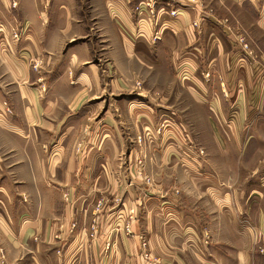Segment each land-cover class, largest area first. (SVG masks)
I'll return each mask as SVG.
<instances>
[{"label":"crops","instance_id":"0c3cea01","mask_svg":"<svg viewBox=\"0 0 264 264\" xmlns=\"http://www.w3.org/2000/svg\"><path fill=\"white\" fill-rule=\"evenodd\" d=\"M87 1L85 7L81 0H21L22 34L18 41L8 34L2 40L10 50L0 49V111L8 106L12 113L0 117V250L6 254L0 264H61L60 251L71 264L72 245L84 233L73 242L67 228L57 231L58 219L45 216L48 203L36 191H47L45 200L52 190H148L132 180L137 157L146 158L160 186L137 208L132 233L114 236L131 260L125 264H133L143 239L161 258L153 264H264V156L255 151L256 165L236 167L237 180L218 177L189 135L179 128L155 132L161 110L154 106L179 105L181 91L196 98L195 85L181 78L195 79L189 64L201 54L219 62L225 82L233 77L228 62L238 68L236 76L250 63L245 74L253 76L264 63V0L196 1L175 18L161 13L160 23L167 22L156 40L151 22L133 15L134 0ZM212 5L219 23L210 17ZM199 18L204 24L198 35L193 22ZM237 35L249 39L250 52H243ZM181 60L182 73L175 69ZM257 71L262 74L264 66ZM136 78L146 83L144 91H136ZM153 90L170 92V101ZM132 123L150 131L142 145L130 133ZM175 123L172 118L173 128ZM176 187L181 197L173 194ZM14 199L16 206L30 207L23 222L9 208ZM114 217L109 215V225Z\"/></svg>","mask_w":264,"mask_h":264},{"label":"rangeland","instance_id":"374dc122","mask_svg":"<svg viewBox=\"0 0 264 264\" xmlns=\"http://www.w3.org/2000/svg\"><path fill=\"white\" fill-rule=\"evenodd\" d=\"M169 1L172 2V0ZM179 1H173L172 3L165 2L166 5H161V0H134L133 15L136 18L148 19L153 25L155 33L153 37L159 35L160 38L163 36V28L166 26V24H163L167 22L166 20L162 24L160 23L162 22L159 18L161 13L175 18L179 14L180 8L189 7V5L195 6L192 2L194 0H186L185 6H183V0ZM196 1L205 6L204 0ZM20 3L21 0H0V41L3 38H5V41L7 40L6 34H8L7 36L10 39L13 37V40H19L22 34L17 26L18 21H20L18 13ZM82 3H84L85 7L89 5V1L87 0H81ZM149 4H151V7H149ZM139 7L142 9L141 13L138 10ZM195 8L197 9V7ZM211 8L213 12L210 15L211 19L219 23L220 13L215 7L213 8V5ZM174 10L178 12L176 16L171 15V11ZM199 11H201L200 8L195 12L198 13ZM194 22L196 26H193L199 35L204 21L200 19ZM236 37L237 43L243 52H250L249 39L241 35H237ZM5 41H2L4 44H0V49L8 53L10 44ZM231 45L235 47L234 43H231ZM195 58V61L191 62V67L188 63L189 72H191V76L195 74V79L181 78V82L188 83L191 86L192 84L195 85L198 92L195 93L196 98L194 99L191 94L181 91L179 105H154L158 110H161L160 114L159 112L157 114L159 120L155 132L166 133L171 132V129L179 128L183 134L190 136L192 139L191 144L200 151L201 157L207 158L216 176L221 177L222 174V176H226L229 180H237L236 167L256 165L257 159L256 157H252V153H256L255 151L259 152L258 155L261 160H263L262 156H264V72L259 74L257 71L264 66V63L255 69L256 72L253 76L250 74V63H247L244 68H240L239 71L242 73L236 76L238 68H233L234 64L228 62V73L232 72L233 77H229L228 74V78H226L227 82H225V78L220 76L222 72L219 62H207L203 60V54L195 56ZM38 62L31 63L33 69L39 70L40 61ZM240 63L245 64L241 59ZM37 64L38 67L36 69L34 67ZM183 68L184 64L182 60L175 63L176 71L182 73L181 70ZM248 70L250 71V76L247 77L245 72ZM3 76H0V78H3ZM134 82L136 91H144L147 88L146 83L141 78H136ZM237 87L239 88L238 90ZM184 88L186 89V87ZM224 88L225 91H223ZM241 88L244 91L240 93L239 90ZM210 89L212 93H208ZM153 91H155L154 93L158 97L168 96L170 101V92L160 93L157 90ZM206 95L209 97L211 103L206 102ZM167 99L164 98L165 101ZM5 104L7 105L6 102ZM7 107L4 112L0 111V117H5V112L7 114L12 113ZM172 112H175L176 116ZM162 113L163 115H161ZM172 118L178 122L175 123L174 128L173 124L171 125ZM129 129L130 133L138 136L137 141L141 145L143 133L150 134L148 129L138 131L139 129L137 126L135 127L134 123L129 126ZM253 134L258 136L253 139L251 138ZM225 167H228L227 174L224 173ZM242 176L246 175L241 174L240 179H242ZM131 177L133 181H139L147 186L148 190H144V196V191L137 187H134L136 190L132 188L126 191H99L98 194L92 193V191H73V193H67V191L52 190L51 196L46 197L45 200L43 198L44 194L47 195L48 192L46 191V194L44 191H36L37 196L41 197V201L48 203L42 207L46 210L45 216L50 217L49 219H58L56 221L57 231H61L60 229L65 231V228H67L73 242H75V235L84 233V239L79 238L72 245L75 249L71 254V264H125L131 261L120 253L119 238H114V236L122 231H125L127 234L132 233L131 222L134 219L137 208H140L145 203L146 197L153 196V192L156 193L160 186L159 181L156 179V174L149 172L145 157L136 158L131 166ZM21 191L31 193V191L27 190ZM173 194L181 197V192L177 187L174 189ZM86 197L87 201H83ZM39 198L37 197V200H40ZM72 198H75V203L70 205ZM77 198H81L80 201H77ZM15 202L16 199H14V205L9 208L13 210L15 219L23 222L29 217L27 216L26 209L30 207L16 206ZM67 202L69 203L68 206L65 205ZM36 208L38 210L40 207L36 206ZM18 213H21V217L17 215ZM112 213H114L115 217L109 225L107 223L108 217ZM63 219L67 220L65 227L63 226L65 223ZM76 244H78V247ZM260 251L263 252L262 249ZM62 255L63 252L60 251L57 256L61 258L60 263L65 264L67 259ZM0 258L2 262L6 259L4 249L0 250ZM143 261L145 264L162 262L161 258L152 253L148 241L145 239L142 240L141 252L138 257H132L131 263L138 264Z\"/></svg>","mask_w":264,"mask_h":264},{"label":"built area","instance_id":"2783aa9c","mask_svg":"<svg viewBox=\"0 0 264 264\" xmlns=\"http://www.w3.org/2000/svg\"><path fill=\"white\" fill-rule=\"evenodd\" d=\"M192 2H193V3H196V0H194V1H192ZM149 7H151V4H149ZM152 7H153V6H152ZM138 10H139L140 13L142 12L141 7H139ZM177 14H178L177 10L171 11V15H172V16H173V15L176 16ZM193 25L196 26V23H193ZM158 38H159V35H155L154 40H156V39H158ZM37 67H38V65H35L34 68L37 69Z\"/></svg>","mask_w":264,"mask_h":264}]
</instances>
